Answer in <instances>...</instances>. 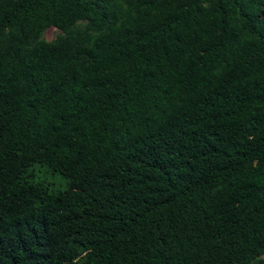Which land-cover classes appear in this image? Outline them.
Wrapping results in <instances>:
<instances>
[{
	"label": "trees",
	"instance_id": "1",
	"mask_svg": "<svg viewBox=\"0 0 264 264\" xmlns=\"http://www.w3.org/2000/svg\"><path fill=\"white\" fill-rule=\"evenodd\" d=\"M0 264H264V0H0Z\"/></svg>",
	"mask_w": 264,
	"mask_h": 264
},
{
	"label": "rangeland",
	"instance_id": "2",
	"mask_svg": "<svg viewBox=\"0 0 264 264\" xmlns=\"http://www.w3.org/2000/svg\"><path fill=\"white\" fill-rule=\"evenodd\" d=\"M56 28H48L43 35L46 41H52L59 34ZM33 182L47 185L49 192H60L67 189L66 180L58 173H52L45 166L34 165Z\"/></svg>",
	"mask_w": 264,
	"mask_h": 264
}]
</instances>
